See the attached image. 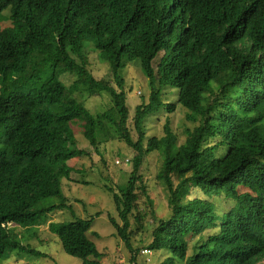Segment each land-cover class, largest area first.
Wrapping results in <instances>:
<instances>
[{"label": "trees", "instance_id": "16d2710c", "mask_svg": "<svg viewBox=\"0 0 264 264\" xmlns=\"http://www.w3.org/2000/svg\"><path fill=\"white\" fill-rule=\"evenodd\" d=\"M5 21L9 25L1 26ZM86 44L110 65L119 88L90 71ZM123 61L138 62L152 89L134 113L137 142L116 80ZM0 84V263L13 254L47 257L25 245L17 227L40 228L58 210L76 217L63 181L75 171L68 163L89 155L77 149L72 124L79 121L96 153L110 136L137 153L127 184L113 196L121 225L110 218L133 257L129 216L137 209L141 167L158 152V178L168 189L172 216L159 222L147 251L170 252L167 264H262L264 0H0ZM161 87L177 89L189 120L200 118L181 146L169 121L164 138L144 145L146 118L163 107L177 110L162 101ZM104 93L108 108L94 115L87 101ZM191 188L245 199L248 208L217 217L211 202L190 198ZM92 224L51 222L49 231L68 256L101 264L87 236ZM191 237H201L200 243L186 259Z\"/></svg>", "mask_w": 264, "mask_h": 264}, {"label": "rangeland", "instance_id": "374dc122", "mask_svg": "<svg viewBox=\"0 0 264 264\" xmlns=\"http://www.w3.org/2000/svg\"><path fill=\"white\" fill-rule=\"evenodd\" d=\"M3 23H1V26L4 25L5 27L10 22L5 21ZM86 48L88 49L87 55L90 62L89 69L94 76L99 80H108L116 89L119 88L110 65L100 61L99 54L91 46L88 48V44H86L85 50ZM17 77V75H13L11 78L15 80ZM61 79H68V75L64 74ZM116 80L120 82L121 90L125 93V103L129 112L128 128L132 140L137 142L138 133L132 124L133 117L139 105L149 102L152 92L150 81L139 67L138 62L125 63L124 61L121 69L117 70ZM20 84L22 83H18L17 86ZM161 88L162 101L165 104H177V89L171 87ZM11 90L12 86L10 85L5 93H9ZM22 90L27 92L28 88L24 87ZM103 95H95L87 101V105L85 104L94 115L108 108L110 97L107 93ZM164 108L166 107L146 118L144 127L146 134L145 146L151 137L157 139L165 137L164 128L168 121L178 138L179 146L185 143L187 134L192 133V130L199 125L200 118L198 117L196 121L189 120L187 118L189 111L181 104H177V110L171 114ZM72 129L78 142L77 149L85 150L89 154L87 157L75 159L68 163L75 171L72 173L70 180L63 181L64 196L67 198L68 203L73 206L76 217H73L69 210H58L49 214L46 219L47 222L45 221L40 228L25 230V228L17 227L16 233L24 237L25 245L42 252L47 257L35 258L23 255L21 259V257L13 254L0 264H82L80 260L65 254L58 237L49 231L51 222H70L79 218L93 221L91 231L87 236L102 255L101 259L98 260L101 264H167L168 258H173L170 252L144 254L153 241V231L159 222L168 220L172 216L168 189L158 178L163 165L161 154L156 152L146 157L140 170L142 182L137 184V209L133 210L129 216L128 235L130 245L132 250L137 253L136 257H133V253L117 238L115 228L110 223V218L121 225L114 206L113 196L114 193L119 194L120 189L127 184L132 171V160L137 156V153L128 149L124 144L117 143L113 136H110L107 139V144L99 153H96L94 149L89 147L90 145L84 137L83 123L74 122ZM127 160L129 163L124 164ZM81 172H83L82 175ZM81 180H86L89 184H82ZM143 187L146 188L145 191H143ZM190 192H192L190 198L198 197L211 202L214 206V214L217 217L239 205L248 208L247 200L243 199L238 202L231 198L229 194L222 196L205 195L196 188H191ZM52 201L54 200L49 202ZM56 203H58V199H56ZM212 232L206 231L204 235H209ZM200 238L191 237L187 239L186 259L195 253ZM175 264L181 263L175 260ZM262 264H264V261Z\"/></svg>", "mask_w": 264, "mask_h": 264}, {"label": "clouds", "instance_id": "9594fccd", "mask_svg": "<svg viewBox=\"0 0 264 264\" xmlns=\"http://www.w3.org/2000/svg\"><path fill=\"white\" fill-rule=\"evenodd\" d=\"M92 47H93V45L92 44H90ZM89 45V46H90ZM93 49H94V47H93ZM125 62V61H124ZM123 63V62H122ZM125 63H129V62H125ZM139 67H140V65H139ZM1 88V87H0ZM189 113V112H188ZM127 162L129 163V161L127 160ZM124 164H126V163H124ZM144 254L146 255V254H148V255H151V252H148L147 250L144 252Z\"/></svg>", "mask_w": 264, "mask_h": 264}, {"label": "built area", "instance_id": "2783aa9c", "mask_svg": "<svg viewBox=\"0 0 264 264\" xmlns=\"http://www.w3.org/2000/svg\"><path fill=\"white\" fill-rule=\"evenodd\" d=\"M127 161H125V163H126Z\"/></svg>", "mask_w": 264, "mask_h": 264}]
</instances>
